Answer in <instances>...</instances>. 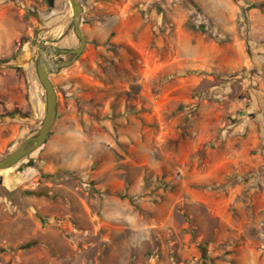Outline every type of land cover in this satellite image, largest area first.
<instances>
[{
  "label": "rangeland",
  "instance_id": "obj_1",
  "mask_svg": "<svg viewBox=\"0 0 264 264\" xmlns=\"http://www.w3.org/2000/svg\"><path fill=\"white\" fill-rule=\"evenodd\" d=\"M79 1L50 136L0 171V264H264V0ZM40 45H80L71 1L0 0V159L46 117Z\"/></svg>",
  "mask_w": 264,
  "mask_h": 264
},
{
  "label": "water",
  "instance_id": "obj_2",
  "mask_svg": "<svg viewBox=\"0 0 264 264\" xmlns=\"http://www.w3.org/2000/svg\"><path fill=\"white\" fill-rule=\"evenodd\" d=\"M74 11L75 33L80 40V45L74 49H62L57 45L44 49L40 45V57L37 65L39 79L47 93L46 117L39 133L26 140L16 150L0 159V171L7 170L24 158L44 146L50 136L52 128L58 117V95L56 87L51 79V74L55 70H60L72 66L83 54L88 43V37L82 30V20L84 7L79 0H70ZM55 54L72 55V58L66 61H56L53 59Z\"/></svg>",
  "mask_w": 264,
  "mask_h": 264
},
{
  "label": "trees",
  "instance_id": "obj_3",
  "mask_svg": "<svg viewBox=\"0 0 264 264\" xmlns=\"http://www.w3.org/2000/svg\"><path fill=\"white\" fill-rule=\"evenodd\" d=\"M14 57L16 58V55H14ZM5 157V156H4Z\"/></svg>",
  "mask_w": 264,
  "mask_h": 264
},
{
  "label": "crops",
  "instance_id": "obj_4",
  "mask_svg": "<svg viewBox=\"0 0 264 264\" xmlns=\"http://www.w3.org/2000/svg\"><path fill=\"white\" fill-rule=\"evenodd\" d=\"M9 170V169H8Z\"/></svg>",
  "mask_w": 264,
  "mask_h": 264
}]
</instances>
